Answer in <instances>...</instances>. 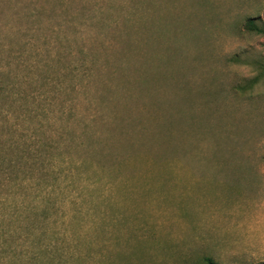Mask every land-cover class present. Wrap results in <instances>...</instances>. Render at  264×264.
I'll return each mask as SVG.
<instances>
[{"label": "rangeland", "instance_id": "rangeland-1", "mask_svg": "<svg viewBox=\"0 0 264 264\" xmlns=\"http://www.w3.org/2000/svg\"><path fill=\"white\" fill-rule=\"evenodd\" d=\"M247 16L264 0H0V126L42 149L0 184V264H264Z\"/></svg>", "mask_w": 264, "mask_h": 264}, {"label": "trees", "instance_id": "trees-1", "mask_svg": "<svg viewBox=\"0 0 264 264\" xmlns=\"http://www.w3.org/2000/svg\"><path fill=\"white\" fill-rule=\"evenodd\" d=\"M263 20V19H262ZM244 29L248 32L264 35V22L256 20L255 17L247 16L244 20ZM260 72L253 78L239 86V90L252 89L264 78V61L258 63ZM11 82L8 80L0 83V98L6 100L13 95ZM11 93V95H9ZM25 99V98H23ZM2 125V124H1ZM0 126V184L6 185L4 179H11L16 170H23L29 173L33 165L42 158V149L36 143H29L23 134L16 130H5ZM3 133V134H2ZM31 162V163H30ZM203 264H218L212 257L204 256L201 259Z\"/></svg>", "mask_w": 264, "mask_h": 264}]
</instances>
